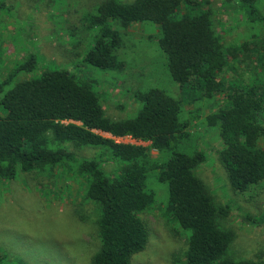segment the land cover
<instances>
[{
    "label": "trees",
    "instance_id": "obj_1",
    "mask_svg": "<svg viewBox=\"0 0 264 264\" xmlns=\"http://www.w3.org/2000/svg\"><path fill=\"white\" fill-rule=\"evenodd\" d=\"M238 3L251 23H264L257 0ZM207 4V0H104L87 18L96 35L85 62L102 71L118 68L115 52L122 38L113 22L159 25L160 47L175 81L201 97L228 92L226 106L211 116L210 123L220 130L224 144L220 158L230 184L246 192L264 181V149L259 146L264 137V36L225 48ZM250 60V82L228 88L226 73ZM38 65L39 57L31 54L0 82L4 93L0 178L12 180L19 172L76 166L89 182V198L101 207L102 245L92 264H132L131 258L147 246L149 233L140 214L156 203L155 192L147 189L151 173L169 187L165 216L190 233L186 264H264L228 257L234 235L219 225L226 211L216 206L195 173L205 156L179 150L185 126L175 98L159 88L136 93L141 103L137 113L115 121L106 116L95 87L65 70H47L6 91L19 74L31 73ZM100 133L151 142L158 151L171 153L159 164L148 149L118 144ZM67 144L102 150L99 158L79 161ZM106 156L119 163L115 177L103 168Z\"/></svg>",
    "mask_w": 264,
    "mask_h": 264
},
{
    "label": "rangeland",
    "instance_id": "obj_2",
    "mask_svg": "<svg viewBox=\"0 0 264 264\" xmlns=\"http://www.w3.org/2000/svg\"><path fill=\"white\" fill-rule=\"evenodd\" d=\"M103 1L0 0V82L29 55L36 54L37 69L19 74L6 91L47 70H65L95 87L106 116L115 121L137 113L141 103L136 93L150 88L164 90L181 106L185 137L179 150L205 156V162L195 173L208 188L216 206L226 211L218 221L234 235L228 257L264 262V181L246 192L232 187L220 158L224 148L220 130L210 123L211 116L226 106L228 92L201 97L175 81L167 55L160 47V27L154 23L124 26L113 22V28L122 38L121 47L115 52L118 68L102 71L87 64L85 57L96 35L87 18L96 13ZM207 1L213 28L225 48L264 36V23H251L240 10L238 0ZM257 3L264 15V0ZM253 60L226 73L224 80L228 88L250 82ZM3 96L0 93V116ZM261 122L264 126V111ZM100 134L118 144L148 149L159 164L171 153L158 151L151 142ZM259 146L264 149V137ZM67 148L79 161L99 158L102 150L74 144H67ZM102 165L111 177L118 174L119 163L108 156ZM88 185L76 166L19 172L12 180L0 178V264H92L102 245L98 226L101 207L89 198ZM147 189L156 194V203L140 214L149 241L143 251L131 258V263L186 264L190 233L165 216L168 185L151 173Z\"/></svg>",
    "mask_w": 264,
    "mask_h": 264
},
{
    "label": "built area",
    "instance_id": "obj_3",
    "mask_svg": "<svg viewBox=\"0 0 264 264\" xmlns=\"http://www.w3.org/2000/svg\"><path fill=\"white\" fill-rule=\"evenodd\" d=\"M127 138H130V137H127ZM132 139V138H131ZM135 140V139H134Z\"/></svg>",
    "mask_w": 264,
    "mask_h": 264
}]
</instances>
